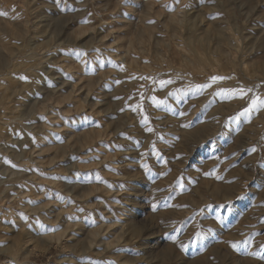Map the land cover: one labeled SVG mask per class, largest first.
Here are the masks:
<instances>
[{
    "label": "rangeland",
    "instance_id": "rangeland-1",
    "mask_svg": "<svg viewBox=\"0 0 264 264\" xmlns=\"http://www.w3.org/2000/svg\"><path fill=\"white\" fill-rule=\"evenodd\" d=\"M0 12V264H264V0Z\"/></svg>",
    "mask_w": 264,
    "mask_h": 264
},
{
    "label": "snow or ice",
    "instance_id": "snow-or-ice-1",
    "mask_svg": "<svg viewBox=\"0 0 264 264\" xmlns=\"http://www.w3.org/2000/svg\"><path fill=\"white\" fill-rule=\"evenodd\" d=\"M4 15H7L6 13H3V12H0V16H4ZM21 79H27L26 77H21ZM224 78L223 77H212L211 80L213 82H218V81H221L223 80ZM159 83L161 85H167V84H170L172 83V81H159ZM207 87H211V84H205V85H196V89L197 90H203L204 88H207ZM251 91L250 89L249 90H245L243 88L239 89V91H235V90H226V94L228 95H231L232 97L234 98H244L245 95H247V92ZM152 102L159 106L160 104L164 103L163 101L161 100H158L156 99L155 97L152 98ZM261 109H264V98H261L260 96H254L253 98H251V102L249 104V106L247 108H245L243 111H242V115H247L249 113H251L252 111H259ZM133 111H135V108H133ZM239 117H236V119H238ZM147 117L145 116L144 118V123H147ZM149 131H152L151 128L148 129ZM252 151L254 152L255 151V148L252 149ZM197 238H199V234H197ZM183 247V246H182ZM233 248L236 247V245H232Z\"/></svg>",
    "mask_w": 264,
    "mask_h": 264
},
{
    "label": "bare ground",
    "instance_id": "bare-ground-1",
    "mask_svg": "<svg viewBox=\"0 0 264 264\" xmlns=\"http://www.w3.org/2000/svg\"><path fill=\"white\" fill-rule=\"evenodd\" d=\"M43 23V22H42ZM92 238V237H91ZM88 241V240H87ZM88 249V248H87ZM73 251V250H72ZM82 251V250H81ZM90 253V252H89ZM90 255V254H89Z\"/></svg>",
    "mask_w": 264,
    "mask_h": 264
}]
</instances>
